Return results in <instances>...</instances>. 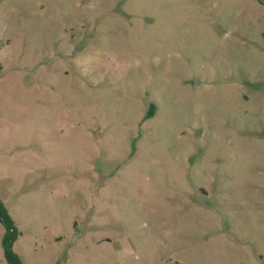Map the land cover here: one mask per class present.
Segmentation results:
<instances>
[{
    "label": "rangeland",
    "instance_id": "rangeland-1",
    "mask_svg": "<svg viewBox=\"0 0 264 264\" xmlns=\"http://www.w3.org/2000/svg\"><path fill=\"white\" fill-rule=\"evenodd\" d=\"M0 204L21 264H264V0H0Z\"/></svg>",
    "mask_w": 264,
    "mask_h": 264
},
{
    "label": "trees",
    "instance_id": "trees-1",
    "mask_svg": "<svg viewBox=\"0 0 264 264\" xmlns=\"http://www.w3.org/2000/svg\"><path fill=\"white\" fill-rule=\"evenodd\" d=\"M0 222L3 224L5 228V234L2 239L3 258L7 264H21L18 256L10 249L11 242L16 236V231L13 227L10 218L6 214L1 204H0Z\"/></svg>",
    "mask_w": 264,
    "mask_h": 264
}]
</instances>
